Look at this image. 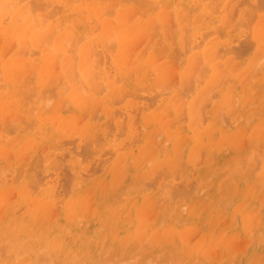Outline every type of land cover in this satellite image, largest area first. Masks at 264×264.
<instances>
[{"label":"rangeland","instance_id":"374dc122","mask_svg":"<svg viewBox=\"0 0 264 264\" xmlns=\"http://www.w3.org/2000/svg\"><path fill=\"white\" fill-rule=\"evenodd\" d=\"M244 1L240 0L239 7L230 11V16L234 19L233 21L236 24L232 29L234 30V35L237 37L232 48L241 54L240 56H236L241 70V72L239 71L241 77L239 76L240 82L233 84L232 90L230 89L229 92V102L234 105L232 113L234 114L236 112L234 124H236L238 120L243 123L244 133L232 135L233 138L230 137L229 143L224 141V143H222V146H224L222 147L224 154L220 158L215 157V159H213L214 157H211L213 160L206 164L203 174H200L202 171H193L191 173L189 170L182 169V166H179V164L177 168H174L173 173H171L173 167L169 165L167 168L168 163L165 160V163L162 162L159 169L153 168L152 171L154 172L157 169V172H155L156 174L154 172H151L149 175L147 174L149 177L145 179L146 184L144 183L141 185L136 182L131 184L129 183L130 180L128 177L129 167L126 170L124 168L126 167L125 164H123L124 167L122 165L112 168L105 166L104 163L106 161L109 163L115 159L112 153L109 152L108 154L105 152L103 153L104 155L102 154L99 156V158L102 157L101 160L105 158L103 162L99 158V160L95 159L96 156L90 153V151L86 154L91 147L87 146L88 143L85 141L87 139H80L77 133L66 138L68 140L71 139V141L75 139L73 141L74 143L72 142L74 145L69 143L68 140V142L66 140L63 141V139L58 144L50 146L53 148L50 150L48 147L49 144H42L43 142L38 139V142L36 141L32 146H29L30 150L23 149L16 155L14 147L20 149V143L18 142L19 140H17V132L14 130L13 125H11L12 116L10 112L4 113V115H6L4 117V123H0V246H4V250H1L2 248L0 247V264H42V262L36 263V261L38 259H43V255L41 256L42 258H39V254H41L43 250L48 251L47 256L50 257L48 261V257L44 258L42 261H45V263L43 264H264V171L259 169L260 171L258 172L257 164L259 163L256 161L258 158L257 155L259 154L255 153L256 151L259 153L264 152V53H262V51H264L262 50L264 49V46H262L264 45V39H261L259 43H257V40L253 37L252 30L256 20L249 21V28L247 21L240 20L238 12L241 8L253 9L251 7L254 6L255 9V6H258L262 7V9L257 7V13L264 18V3L261 2V6L259 1L260 5L257 2L250 5L248 8L247 5L250 4V2H256L257 0ZM129 7L130 9L127 12L131 22L136 23L138 19L142 20V25L137 24V26L133 27L135 32L131 34L129 45L127 44L128 66L133 72L142 71L145 84L147 85L145 90L138 92L140 99L142 95V97H146L144 99L145 101L141 99L143 102H146V100L151 102L153 100V103H149L150 108L154 105L152 107L153 109L156 108L155 105L157 104L155 103L156 100H154L156 94H154V96L153 93H158L159 91L161 94L165 91L166 93L164 92V94H161L162 96H168L170 94L177 95L176 99L179 98L178 103H182L183 105V107H180L179 116L182 117L184 111L185 117L182 118H184L185 122L188 120V101L195 98L197 99L204 89L205 96L202 98L200 97V101L207 103V100H209L216 103L219 96L218 91L220 88L223 89L225 85H227L226 80L229 74L227 73L224 78L220 77V80L218 79L214 83L213 81H209L210 73L206 68L202 69L206 63L199 53L203 46L202 43H204V38L202 37L204 32L201 31L203 33L197 32L194 34L193 25L183 21L182 18L178 17L171 9L162 11V14H156L149 11L148 8H141L138 7V5H131ZM241 22H244V24ZM247 28L249 29L247 30ZM30 35V31L26 32V34L21 31V34L9 36V40H7L5 44L0 40V61L2 56H6L13 50H17L18 44H20L21 41L24 43L23 40L28 43L26 45V50L23 49V52L25 51L26 54L27 51L29 53L31 52L30 54L33 58L37 59V55H34V50L31 48L32 44L29 43ZM111 36L110 34L106 35L105 39L107 44L115 40V37ZM245 39L249 41V44H245ZM188 40H190L191 43H188ZM197 41L198 43L200 41L201 44L199 45L196 43ZM192 42L194 45L193 47L191 46ZM240 42L244 43L241 45ZM115 43L116 41L111 44ZM151 43L152 45H150ZM195 43L197 47H195ZM243 44L249 45V47L247 48ZM237 45L241 46L239 47ZM190 46L192 48H190ZM100 47L101 46L98 45L97 47L94 45L87 47L86 54H88L87 57L90 58L91 63L95 60L93 58V60L91 59L90 54H92V49H96L93 52H97V50L99 51V49H101ZM237 47L239 48L237 49ZM258 49L262 51L259 50L260 52H258ZM6 51L8 52L4 55ZM222 51L223 50H221V52ZM256 53H260V55L262 53V58ZM36 54L38 53L36 52ZM98 55L99 53L97 57ZM92 56L94 57V55ZM190 56L191 58H189ZM248 59L251 62L248 64V67H244L245 61ZM95 61L100 64L97 58ZM258 61H260L259 64H257ZM75 62L76 60L74 61V66ZM222 69L224 70L221 71V73L223 72L224 75L226 74L225 72L229 70L225 68ZM245 70L246 72H244ZM61 72L62 67L60 60L59 58H55L48 64V72L45 78L39 79V81L38 77H35V81H33L34 76L37 74L34 73L27 64L26 69H24L25 75L20 76L25 87L24 90L26 91H24V98L26 101H28V103L31 102V106L33 105L37 108L43 106L46 108L53 107L54 99L52 98L50 100V92L44 91L43 86H56L57 84L55 85V83L58 82V76ZM242 72L243 74H241ZM193 75L195 76L193 77ZM199 75L202 77L201 80L195 78H199ZM0 76L1 84V70ZM249 76L252 79L248 78ZM199 80L201 81L200 85ZM209 83H211L210 86L214 85L213 87H220L216 89L212 87V92L211 87L208 86ZM237 84L240 86H237ZM183 86H185V90L182 93ZM210 90L212 93L215 92L214 94L216 95L214 96L216 97H214L212 93L210 95L208 94ZM45 92L47 93L45 94ZM184 93L189 95H185ZM151 95L154 96V99L150 100ZM161 95H159L157 99L160 98ZM237 100L238 106L236 104ZM67 106L68 104H64V107ZM170 113L172 114V112ZM100 116L101 112H97L95 116L91 117L88 111L84 110L78 117V120L80 119L79 123L81 124L91 118L97 122ZM198 118L201 119L200 115H198ZM226 121L222 123L227 125L229 121ZM153 123L147 122L144 129L142 128V131H151L155 143H157L156 140H161L158 143L165 140L162 142L163 145H169L171 142L169 139H164L165 134L160 123ZM9 126L11 128H9ZM166 127L172 129L175 127V124L171 123V125H167ZM8 128L13 130V133ZM9 131L11 133H9ZM182 134H185L184 130L180 134L181 137H183ZM211 137L216 138L217 134L214 133ZM14 140L16 142L13 144ZM182 143V140L178 139L174 144L175 146H179L175 147L176 154L179 152L181 153L183 150ZM229 144L234 145H231L232 148L229 149ZM37 145L40 146L37 147ZM256 148H260V150H255ZM30 151H34L35 153H31ZM82 151L86 152L82 153ZM59 152L60 154H58ZM63 152L64 154L66 152V157L61 154ZM203 153L204 152L201 154ZM28 154L29 156L27 158L25 155ZM230 154H232V156H230ZM59 155L63 156L61 160V156L59 157ZM47 156H50V159L48 157L49 164H46V160H43L46 159ZM223 156L224 159L222 160ZM92 158L93 160H91ZM179 158L180 156L177 157V159ZM76 159L79 160L78 164H75ZM15 160L21 161L20 167L24 168L23 172L21 170L18 173V169L14 164ZM87 160H90V163ZM92 161L95 164H100L102 162L100 164L101 166H99V164L95 166L99 168V170L93 167L95 164H93ZM53 164L54 166H52ZM147 166H152V163L147 162ZM86 167L87 169H85ZM25 168H29V171H32V173L25 170ZM164 168H167L170 174H175L179 169V177L175 175L174 177L177 178L172 179L173 175L168 177L164 176L165 178L161 180L160 178L164 173L165 175H170L169 172L166 173L165 170L164 173L161 171ZM90 170L94 172V175H92L93 173L85 175V172L87 171V173H89L91 172ZM159 170L161 172L158 173ZM50 171L52 175H46L48 172L50 173ZM59 171H63L64 174ZM80 171H84L85 174L83 172L80 173ZM254 171L257 172L255 173ZM56 172L57 174L59 172V175H56ZM188 172L190 174L187 176ZM68 173L71 175H68ZM157 173L161 176L158 178L160 179V183H157L158 180L156 181ZM38 175L39 177H37ZM67 175L70 181L66 178ZM183 175L186 179H182ZM27 176L28 178H26ZM154 178L156 179L154 180ZM42 179L43 181H41ZM49 179L53 182L57 180L62 181L61 184L63 187L59 185V181L57 182L61 187H59L61 195H55L60 197V200L63 199L60 202L58 201V203L56 201L54 202L56 182H52V185L49 183L46 185L44 184V180L49 182ZM188 179H192L190 181L191 183H187ZM253 179H256V182H258L257 186L256 184L253 186L250 185ZM66 180L69 181V187L65 184ZM173 180H175V182H172ZM47 182L45 181V183ZM166 182H169V184L171 182L177 184L172 186L171 184L167 185ZM181 182L192 185L194 188L190 186L189 188L191 191L189 190V192H194V194L201 199L200 208L197 210L194 209V214L189 211L188 201L185 199L184 193L182 194L179 190V187H181L183 192V188H185V186L182 188ZM24 183L26 185L24 190H26V192L29 191L28 195H32L31 199H35V203L30 200L31 204H28L30 203L28 202L29 199L26 201L23 199L26 193H23V195V191L18 189V185ZM160 184H163L161 185L162 188ZM73 187H75V193L73 192ZM247 188H249L248 192L246 191ZM67 189L68 191L66 192ZM161 189H163V191ZM45 191L49 192V196L45 197L44 200H39V195ZM172 191H174L173 194H170ZM178 192H180L181 195L180 193L178 194ZM174 193H176L177 196H174ZM185 193L188 194L186 191ZM74 194L75 196H79V199L77 198L72 209L75 210V214L74 211L72 212L69 208V205L73 202ZM140 195L145 196L141 198ZM46 198L47 200H45ZM67 203L69 205H67ZM107 204L108 206H106ZM135 213L139 215V223L137 222L138 226L140 225L139 227L135 224ZM170 233L171 236H169ZM7 247H9V249ZM25 250L28 252H24ZM37 255L39 257H36ZM51 259H54L53 262H55L53 263Z\"/></svg>","mask_w":264,"mask_h":264},{"label":"bare ground","instance_id":"6f19581e","mask_svg":"<svg viewBox=\"0 0 264 264\" xmlns=\"http://www.w3.org/2000/svg\"><path fill=\"white\" fill-rule=\"evenodd\" d=\"M241 1H244V0H241ZM259 1L260 3L261 2L264 3V1H261V0H257L256 2L254 1L252 3L250 2V4L247 5L248 8L250 5H253L254 3H257V2L260 5ZM262 3H261V6H262ZM239 4H240V0L239 1L238 0H0V40L1 42L3 41L5 44L7 43V40H9V36H12V35L14 36L15 34H21V31L25 32V34L26 32L30 31L31 35L29 36L30 38L29 43L32 44L31 48L34 50L33 51L34 55H37V59H34L33 56L30 54L31 52L29 53L27 51V54L29 53L28 56L25 53V51L23 52V49L26 50V45L28 44L27 42H25V40H23L24 43H22L21 41L20 44H18L17 46V50H13L12 52L8 53V55H6L8 51H6V53L4 52L5 53L4 55L6 56H2V59L0 61V70L2 72V78H1V84H0V123L2 124L4 123V117L6 116L4 115V113L10 112L12 116L11 125H13L14 130L17 132V138H18L17 140H19L18 142L20 143V149L14 147L15 154L18 155L23 149L30 150L29 146H32V144L36 142L38 139H40L41 142H43L42 144H49V146L48 145L47 146L49 147L50 150H52L53 148H51L50 146L58 144L63 139H64L63 141L65 140L67 141L68 139L66 138L77 133L80 139L86 138L88 141L85 139L84 140L86 141V143H88L87 146L91 147V149H88V152L82 151V153L86 152L87 154L90 151V153H92L93 155L97 157V158L95 157V159H98L99 156L105 152L107 154L108 152L112 153V155L115 157L114 161L109 162V163H107L106 161L104 165L112 168L114 166H121V165L123 166V164H125L127 168L124 166L123 167L126 170L129 167L128 177L130 180L129 183L131 184H133L134 182L141 184V185L144 184L146 182L145 179L149 177L147 176V174L149 175L151 172L153 173L154 172L152 171L153 168L159 169V166L165 160L168 163L167 168L169 165L170 167H173L171 173H173L174 168H177V165L179 164V166H182V169L189 170L191 173L193 171H198V172L202 171L200 174H203L204 168L209 161L211 162L213 159H215V157L220 158L224 154L223 153L224 150H222V147L224 146H222V143H224V141L226 143H229L230 137H232V135L234 134H237V133L241 134L242 132L244 133L243 123H241L238 120V122L234 124L235 123L234 119H236L235 118L236 112L234 114L232 113L234 110V105L229 102L230 89L232 90L233 84L240 82V77H241L240 76L241 70L238 64V60L236 59V56H240L241 54H239L238 51L236 52V50H233L232 48L233 44L235 43L237 39V37L234 35V32H233L234 30L232 29V27L236 24L233 21L234 19H232L230 16V11L237 9V7H239ZM131 5L133 6L138 5V7H141V8H148L149 11L154 12L156 14H162V11H167V9H171L178 17L182 18L183 21H186L187 23H191L193 25L194 34L197 32H200V33L204 32L203 33L204 35L202 34V37L204 38V43H202L203 46H202V49L199 51V53L202 55V58L206 63L202 69L206 68L207 71H209L210 73L209 81L211 82L213 81L214 83L218 79L220 80V77L224 78L227 75V73L229 74V77L226 80L227 85H225L223 89L220 88L218 91L219 96L217 98L216 103L209 101V100H207V103H205L204 101L202 102L200 101V97L202 98L203 96H205L204 94L205 89H204V91L201 92L202 94L200 93L201 94L200 96L198 97L196 96L197 99L195 98L193 100L188 101V105H187V110H188L187 119L188 120L185 122L184 118H182V117H185L184 111H183L184 115L182 117L179 116L180 107H183V105L182 103H178L179 98L176 99L177 95L170 94L168 96H162L161 94H164L165 91L161 94L159 91L158 93H153V95L156 94V96L154 95L156 98L154 99V96L151 95L152 97L150 96V100L154 99L156 100L155 103H157L155 105L156 108H153V109L152 107L154 105L150 108V104L154 102L153 100L151 102L147 100L146 102H143V100L146 97H142V95H141V99L143 100L140 99L138 92H140L141 90H145V87L147 85L145 84V80L143 78V72L142 71L133 72V70L130 69V67L128 66L127 53H128V45L130 42L131 34L135 32L133 27L137 26V24L142 25V20L138 19L136 23L131 22V20L128 17V12H127L130 9L129 6ZM257 7L258 6H255V9H254V6L251 7L253 9H250V8L242 9L241 8V10L239 9L238 12L240 15L239 16L240 20L247 21L248 22L247 24H249L248 25L249 28H250L249 21L251 22L254 19L256 20V23H254L252 30H253V37L257 40V43H259L261 39H264V18H262V16L257 13L258 8L262 9V7H258V8ZM237 22H240V21H237ZM242 24H244V22ZM249 28H247V30ZM108 34L115 37V40L113 41V42L116 41L115 44H111L113 42L110 43L111 45L106 43L105 37ZM190 40H188V43L190 42ZM248 40L245 39V44H249ZM196 43H198V41ZM196 43H195V47H197ZM240 43L242 45V43L244 42H240ZM198 44L199 45L201 44L200 41ZM91 45H94L95 47H97V45L101 46L100 47L101 49H99V51L97 50V52H93L96 49L95 50L92 49V54H90L91 59L93 58L96 60L97 58V61L99 60L100 64L93 59L91 63L90 58L87 57L88 54H86V50H87V47H91ZM150 45H152V43ZM191 46L192 47L194 46L193 42ZM191 46L190 48H192ZM245 46L247 48L249 47V45L248 46L245 45ZM239 47H237V49ZM221 50L223 51L221 52ZM259 50L262 51L264 49L262 50L258 49V52H260ZM36 52L38 54H36ZM98 53L99 55L97 57ZM262 53H264V51H262ZM92 55H94V57ZM257 55L259 56L260 53ZM261 55H260V58H262ZM55 58H59L60 64L62 67V72L58 76V82L55 83V85L56 84L57 85L54 87L53 85L52 87L43 86L44 91L50 92V96H51L50 100L52 98L54 99V102H53L54 105L53 107H50V108H46L45 106L41 108L34 107L33 105L31 106V102L28 103V101H26V99L24 98V93L26 91L24 90L25 87L23 85V81L20 78V76L25 75L24 69H26V66L28 64L29 68L34 73L37 74L34 76L33 81H35V77H38V80L44 79L48 72V64ZM189 58H191V56ZM255 58H254V61H255ZM74 59L77 62V63L75 62V66H74V61H75ZM260 61H258L257 64H259ZM93 62L95 65L93 64ZM250 62L251 61L249 59L245 61L244 67L245 66L248 67V64ZM222 68L229 69L228 72H225L226 73L225 75L223 72L221 73V71L224 70ZM244 72H246V70ZM205 73H206V70H205ZM241 74H243V72ZM194 76L195 75H193V77ZM195 78L200 79V80L202 79L200 75H199V78L198 77H195ZM248 78H250V76ZM23 80H24V77H23ZM244 82H245V79H244ZM200 83L201 81L199 82V85ZM210 85L211 83H209L208 86L211 87L212 92H213V88L216 89L220 87V86L213 87L214 85L213 86H210ZM238 85L239 84H237V86ZM237 86H236V89H237ZM183 87L184 88L182 90V93L185 90V86ZM211 90L208 93L209 95L212 93ZM46 93L47 92H45V94ZM214 93H212L213 96L216 95ZM159 95H161V97L157 99ZM184 97H187V96H184ZM148 99H149V96H148ZM204 100L206 101L205 98ZM237 103H238V100L236 101V104ZM64 104H68V106L64 107ZM84 110H87L91 117L95 116L97 112H101V116L99 117V120L97 122H95L93 118H91L81 124L79 123L80 119L78 120V117ZM240 110H243V109H240ZM63 111H66V112H63ZM170 112H172L173 116ZM198 115H200L201 119L198 118ZM224 121L226 122L229 121V123H227V125H224L222 123ZM147 122L160 123V126L163 128V132L165 134L164 139H169L171 143L167 146H164L162 143L165 140H162L161 143H158L161 140L160 141L156 140L157 143H155L154 137L151 131H142V128L144 129ZM171 123L175 124L174 128L169 129L168 127H166L167 125L168 126L171 125ZM10 126L9 128L12 127ZM9 130L11 132L13 131L11 129ZM183 130L185 134H182L183 137H181L180 134L183 132ZM10 131L9 133H11ZM214 133L217 134L216 138L211 137L212 134ZM178 139H181L183 142L182 143L183 150L181 151V153L179 152L176 154L175 147L177 145L175 146L174 144L176 143ZM74 140L71 141L70 139L68 141L69 143L73 144ZM15 142L16 141L14 140L13 144ZM231 145L233 146L234 144H229V149L232 148ZM39 146L40 145H37V147ZM255 150H260V148L258 149L256 148ZM33 152L34 151H32L31 153ZM202 152L204 153L201 154ZM255 153L259 154L257 155L258 158L256 157L257 161L255 160L257 163H259L257 164L258 172L260 170L264 171V152L259 153L256 151ZM58 154H60V152ZM61 154L65 156L66 152L65 154L64 152ZM25 156H27L28 158L29 154ZM60 156L61 155H59V157ZM178 156H180L181 159L180 158L179 159L181 161L177 159ZM230 156H232V154H230ZM48 157L50 159V156H47L46 159H43V160H46L45 161L46 164H49ZM211 157L212 158L214 157V158L212 159ZM62 158L63 156L60 157V160ZM93 158L91 160H93ZM101 158L99 159L101 160ZM223 159H224V156L222 157V160ZM103 160L101 161L103 162ZM78 162L79 160L76 159L75 164H78ZM88 162L90 163V160ZM147 162H151L152 166L148 167ZM176 162H179V163H176ZM14 164H15V167L18 169V173L21 170L23 172L24 168L20 167V164H21L20 160H15ZM93 164L95 163L93 162ZM96 164L98 165L99 163H96ZM96 164L94 166L91 164L89 165L99 170V168L95 167ZM100 164L99 166H101ZM52 166H54V164ZM167 168H164L162 170L160 169V170L163 171V173L165 170L166 173L169 172L170 174V171ZM85 169H87V167ZM25 170L29 171V168H25ZM160 170L158 171V173L161 172ZM29 172L32 173V171H29ZM59 172L63 173V171H59ZM59 172L58 174L57 172L55 174L59 175ZM82 172L84 173V171H80V173ZM155 172H157V169L155 170ZM178 172H179V169L176 172L177 174L175 173V174L165 175V173L164 174L161 173L163 174L162 176L163 178L159 176V174L157 173L158 174L157 179L154 178V180L156 179V181L158 180L157 183L158 182L160 183V179L163 180L165 177H168L171 175H173L172 179L177 178L174 176L175 175L177 176ZM254 172L256 173L257 171H254ZM85 173H84L85 175L92 174V173H93L92 175H94L93 171L89 173H87L86 171ZM49 174L52 175V172L50 171V173L48 172L46 175H49ZM69 174L70 173H68V175ZM84 174H81V175H84ZM188 174L190 173L188 172L187 176ZM68 175L66 176L67 179H68ZM37 177H39V175ZM159 177L161 178L158 179ZM26 178H28V176ZM51 179L48 180L49 182H47V180H44V184L46 185L49 183L52 185L54 182H56L57 185L58 183H60L59 185L62 186L61 184L62 181L54 179L57 181L53 182ZM182 179H186V177L184 178V175H183ZM23 180L25 181L24 178ZM68 180H66L67 182L65 181V184H67V186L69 187L70 180L69 181ZM191 180L192 179H188L187 183H189ZM41 181H43V179ZM45 181L47 183H45ZM172 182H175V180H173ZM172 182L170 183L172 186H174V184L175 185L177 184V183L173 184ZM187 183L185 182L182 183V188L183 186H185V188H183V192L181 190V187H179V190L182 194L184 193L185 199H187L188 201L189 211L192 214H194L193 213L194 209L197 210L200 208L201 199L197 195L194 194L193 190H192L193 193L189 192L190 190L189 187L192 185H188ZM166 184L168 185L169 182L168 183L166 182ZM255 184L257 186L258 182H256V179H253L250 185L253 186ZM57 185H55L56 186L55 189L57 191L55 190V193H54V196H55L54 202L56 201L58 203V201L60 202L63 199L60 200V197L56 196L60 194L61 192L59 190L61 187ZM161 185L163 184H160V186ZM25 186H26L25 183L22 185L21 184L18 185V189L20 191H23L22 194L26 193V195L23 194L24 195L23 199L25 201L29 199L28 202H30V200L34 202L35 199H31L32 195L31 196L28 195L29 191L26 192V190H24ZM191 188H194V187L192 186ZM72 189H73V192L75 193L76 192L75 187H73ZM248 189L249 188L246 189L247 192H248ZM161 190L163 191V189ZM67 191L68 189L66 190V192ZM185 191L188 192V194L185 193ZM56 192H59V193H56ZM173 192L174 191H172V193L170 194H173ZM180 192H178V194ZM161 195H162V192H161ZM175 195L176 193H174V196ZM48 196H49V192L45 191L39 195L40 197L39 200H44V198ZM73 196H74V199L72 200L73 202L71 201L72 203L70 205L67 203V205L70 206L69 208L71 210L73 209V206L77 198L79 199L78 195L75 196L74 194ZM140 196L141 198L142 197L144 198L145 195H140ZM45 200H47V198ZM105 203H108V202H105ZM28 204H31V202ZM106 206H108V204ZM73 211L75 214V210H72V212ZM138 218H139V215L135 213L134 214L135 224H137ZM169 236H171V233ZM6 244H5V249H6ZM0 247L2 248L1 250H4L3 249L4 246L3 247L0 246ZM7 248L9 249V247ZM26 251L27 250H25L24 252ZM22 253H23V250H22ZM47 253L48 251L43 250V252L39 254L40 257L38 255L36 257L42 258L41 256L43 255V259L48 257L47 259L48 261L50 257L47 256ZM43 259L41 260L38 259L39 261L37 260L36 263H39V262H42V264L45 263V261H42Z\"/></svg>","mask_w":264,"mask_h":264}]
</instances>
